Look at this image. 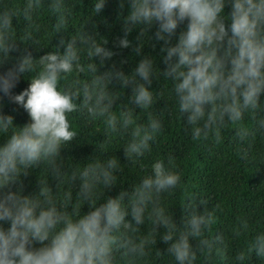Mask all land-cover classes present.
Wrapping results in <instances>:
<instances>
[{"label": "clouds", "instance_id": "obj_1", "mask_svg": "<svg viewBox=\"0 0 264 264\" xmlns=\"http://www.w3.org/2000/svg\"><path fill=\"white\" fill-rule=\"evenodd\" d=\"M75 2L0 0V97L28 117L17 124L0 112V264H227L230 243L241 236L230 259L246 264L254 252L264 261V217L255 229L240 215L216 230L220 205L198 197V211L197 196L185 194L179 222L173 218L168 198L181 173L172 155L152 156L162 113L154 107L161 92L151 87L154 79L167 82L191 140L219 143L223 130L234 129L240 158L253 160L258 144L255 156L264 161V0H119L120 32L110 46L94 24L87 27L106 0H89L65 38ZM17 41L48 50L11 56ZM157 43L162 68L142 52ZM122 49L138 57L127 71L125 58L112 61ZM20 77L27 86L12 92ZM85 129L83 140L103 138L91 141L86 162L73 163L61 149ZM129 165L138 166L130 190L101 199ZM29 171L36 187L25 191Z\"/></svg>", "mask_w": 264, "mask_h": 264}, {"label": "trees", "instance_id": "obj_2", "mask_svg": "<svg viewBox=\"0 0 264 264\" xmlns=\"http://www.w3.org/2000/svg\"><path fill=\"white\" fill-rule=\"evenodd\" d=\"M88 4L89 0H76L69 28L62 33L65 38L67 33L71 31V27L79 24L80 17L87 12ZM119 11V0H106L104 9L91 17L87 25L91 29L94 24L96 31L100 35L107 36L109 46L113 35L120 32L119 20L117 19ZM44 20H46V13L41 16V21L43 22ZM13 24H16L15 18H13ZM134 35L135 33L130 34L129 38L132 39ZM56 42L57 37H53L52 43L55 44ZM17 46L18 51L10 53L11 56H15L19 51L25 49L34 56L48 50L47 48H37L29 42L17 41ZM142 52H148L153 55L156 64L160 68L163 67L160 62L159 43H157L155 48L145 45ZM121 57L126 59V63L121 66L125 71L138 58L133 56L129 49H122L112 58V61L119 63ZM4 66H7V62ZM27 83V79L20 77L11 91L18 92L26 87ZM151 87L161 92V96L156 99L154 107L162 113V130L153 145L152 156L167 157V155H172L181 173L180 188L168 198L169 203H171L169 210L172 212L173 218L179 222L182 215L179 201L183 200L185 194H195L197 196L198 211L203 207L198 203V197L206 198L209 206L213 204L220 205L221 210L218 213L216 230L227 228L235 217L240 215H247L252 228L255 229L257 227L255 221L264 217V161H258L260 158L255 156L258 144L254 145L252 149L253 160L246 161L241 159L236 151V142L232 137L234 129L223 130L222 139L219 143L191 140L190 134L186 131L187 126L185 128L182 126L183 118L180 119L172 108V102L167 99V82L163 81L162 77L154 79ZM126 95L127 92H125ZM0 112L11 114L13 122L17 124H22L28 120L27 113L23 108L10 101L7 97H0ZM88 136L89 130L85 129L80 137L81 140L78 141L73 138L66 148L61 149V155L73 163L76 161L86 162V159L93 154L96 148V145L91 141L103 138L102 134L96 133L90 136L89 140H83L88 138ZM113 147H116V145L113 144ZM113 154L122 165L129 164L122 148L114 149ZM137 173L138 166H125L118 177V182L106 189L102 193L101 199L107 195H115L121 189L130 190L133 181L137 178ZM21 181L25 191L34 190L36 187L35 171H29L27 176L21 177ZM49 182L50 184L54 183L51 178ZM86 210L87 203L81 206V211ZM261 226L264 227V225ZM244 239L245 237L241 236L231 241L226 252V257L229 258L227 264H238V262L230 258L234 255L235 248L243 246ZM155 247L163 253L166 243L162 242L158 237ZM163 264H166V258ZM213 264H226V262L216 260ZM246 264H264V261L253 252L249 254Z\"/></svg>", "mask_w": 264, "mask_h": 264}]
</instances>
